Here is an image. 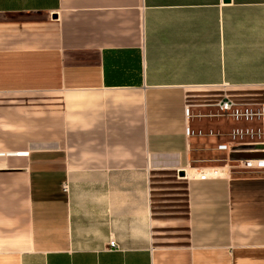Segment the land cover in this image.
<instances>
[{
	"label": "crops",
	"instance_id": "crops-1",
	"mask_svg": "<svg viewBox=\"0 0 264 264\" xmlns=\"http://www.w3.org/2000/svg\"><path fill=\"white\" fill-rule=\"evenodd\" d=\"M228 98L264 107V0H0V264H264Z\"/></svg>",
	"mask_w": 264,
	"mask_h": 264
},
{
	"label": "built area",
	"instance_id": "built-area-1",
	"mask_svg": "<svg viewBox=\"0 0 264 264\" xmlns=\"http://www.w3.org/2000/svg\"><path fill=\"white\" fill-rule=\"evenodd\" d=\"M218 112L216 115L224 116V117H231L237 121H245V120H252L256 117H260V115H264V107L262 110H255L253 107L249 105H239L235 103L231 99H224L221 102L217 104ZM185 113L186 116H189L190 114V107L186 106L185 108ZM232 138L228 142H219L217 144V147L219 150L227 152L228 153V158L230 156V153L233 151L240 150L241 148L245 147V145H249L253 147V151H263L262 148L258 149L256 148L255 145L248 140V137L254 136V130L246 128L245 130L237 128V129H232ZM186 132L190 135L191 133H194L193 131L190 130V127H186ZM19 154L18 152H13V151H7L3 152L0 151V158H5L10 155H17ZM238 162H241L245 167H250V168H262L264 167V158H255V159H246V160H235ZM209 175L206 172H201L198 177L205 179ZM65 190H68V185L64 186ZM110 245L113 247H116V242L115 240L111 239Z\"/></svg>",
	"mask_w": 264,
	"mask_h": 264
},
{
	"label": "water",
	"instance_id": "water-1",
	"mask_svg": "<svg viewBox=\"0 0 264 264\" xmlns=\"http://www.w3.org/2000/svg\"><path fill=\"white\" fill-rule=\"evenodd\" d=\"M263 155V151H253L252 146L245 145V147L241 148L240 150L231 152L229 158L233 160H246L252 158H262Z\"/></svg>",
	"mask_w": 264,
	"mask_h": 264
},
{
	"label": "rangeland",
	"instance_id": "rangeland-1",
	"mask_svg": "<svg viewBox=\"0 0 264 264\" xmlns=\"http://www.w3.org/2000/svg\"><path fill=\"white\" fill-rule=\"evenodd\" d=\"M226 135H227L228 140L229 139H233L232 138V131L229 130L228 134H226ZM231 161H232V163L237 164L240 169H244V170L245 169H251L250 167H247V166L245 167L241 162H238V161H235V160H231Z\"/></svg>",
	"mask_w": 264,
	"mask_h": 264
}]
</instances>
